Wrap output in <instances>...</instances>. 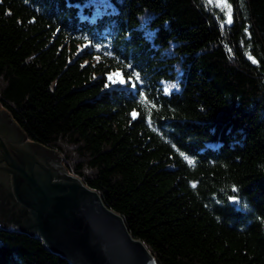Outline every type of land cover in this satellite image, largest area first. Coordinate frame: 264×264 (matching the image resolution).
<instances>
[{
  "label": "trees",
  "instance_id": "16d2710c",
  "mask_svg": "<svg viewBox=\"0 0 264 264\" xmlns=\"http://www.w3.org/2000/svg\"><path fill=\"white\" fill-rule=\"evenodd\" d=\"M0 107L157 264H264V0H0Z\"/></svg>",
  "mask_w": 264,
  "mask_h": 264
},
{
  "label": "water",
  "instance_id": "95a60500",
  "mask_svg": "<svg viewBox=\"0 0 264 264\" xmlns=\"http://www.w3.org/2000/svg\"><path fill=\"white\" fill-rule=\"evenodd\" d=\"M0 227L27 233L70 264H157L61 156L0 111Z\"/></svg>",
  "mask_w": 264,
  "mask_h": 264
},
{
  "label": "rangeland",
  "instance_id": "374dc122",
  "mask_svg": "<svg viewBox=\"0 0 264 264\" xmlns=\"http://www.w3.org/2000/svg\"><path fill=\"white\" fill-rule=\"evenodd\" d=\"M217 2H218V5H223V0H217ZM171 89L170 88H163V91L165 92V93H168L169 91H170ZM2 108L0 107V110H1ZM3 110V109H2ZM61 162H62V159H61Z\"/></svg>",
  "mask_w": 264,
  "mask_h": 264
},
{
  "label": "snow or ice",
  "instance_id": "6c2138e0",
  "mask_svg": "<svg viewBox=\"0 0 264 264\" xmlns=\"http://www.w3.org/2000/svg\"><path fill=\"white\" fill-rule=\"evenodd\" d=\"M230 22V21H229ZM109 79H111V77H109ZM123 83V82H122ZM234 191L236 190V189H233Z\"/></svg>",
  "mask_w": 264,
  "mask_h": 264
},
{
  "label": "crops",
  "instance_id": "0c3cea01",
  "mask_svg": "<svg viewBox=\"0 0 264 264\" xmlns=\"http://www.w3.org/2000/svg\"><path fill=\"white\" fill-rule=\"evenodd\" d=\"M0 111H2V109Z\"/></svg>",
  "mask_w": 264,
  "mask_h": 264
}]
</instances>
